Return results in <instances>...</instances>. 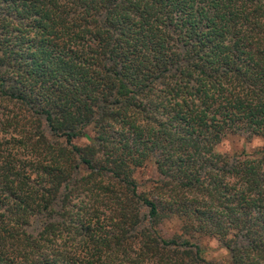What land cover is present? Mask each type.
I'll list each match as a JSON object with an SVG mask.
<instances>
[{
  "label": "trees",
  "instance_id": "trees-1",
  "mask_svg": "<svg viewBox=\"0 0 264 264\" xmlns=\"http://www.w3.org/2000/svg\"><path fill=\"white\" fill-rule=\"evenodd\" d=\"M0 264H264V0H0Z\"/></svg>",
  "mask_w": 264,
  "mask_h": 264
},
{
  "label": "rangeland",
  "instance_id": "rangeland-1",
  "mask_svg": "<svg viewBox=\"0 0 264 264\" xmlns=\"http://www.w3.org/2000/svg\"><path fill=\"white\" fill-rule=\"evenodd\" d=\"M89 135H92L91 129L87 130ZM86 140H78V143H85ZM262 141L259 138H255L249 142L245 141L244 138L238 136H230L226 138L223 143L218 146V150L228 153H236L242 150L251 152L255 148L259 147ZM134 178L136 179L139 188L141 190H147L152 181H155L158 176L155 171V167L152 162H148L143 168L135 171ZM178 224L175 221L166 223L160 226V230L164 236H170L171 234L178 232ZM196 247L203 259L214 263H226L228 261V253L215 239L209 237H201L191 240Z\"/></svg>",
  "mask_w": 264,
  "mask_h": 264
}]
</instances>
